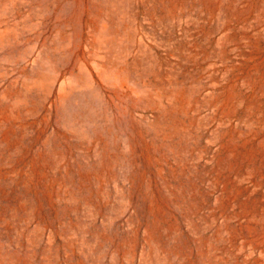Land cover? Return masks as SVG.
Returning a JSON list of instances; mask_svg holds the SVG:
<instances>
[{
	"label": "rangeland",
	"instance_id": "obj_1",
	"mask_svg": "<svg viewBox=\"0 0 264 264\" xmlns=\"http://www.w3.org/2000/svg\"><path fill=\"white\" fill-rule=\"evenodd\" d=\"M0 264H264V0H0Z\"/></svg>",
	"mask_w": 264,
	"mask_h": 264
}]
</instances>
